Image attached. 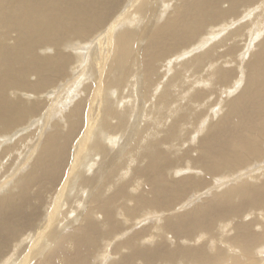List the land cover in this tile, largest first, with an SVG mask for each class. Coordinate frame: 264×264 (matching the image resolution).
I'll return each instance as SVG.
<instances>
[{
    "label": "bare ground",
    "instance_id": "bare-ground-1",
    "mask_svg": "<svg viewBox=\"0 0 264 264\" xmlns=\"http://www.w3.org/2000/svg\"><path fill=\"white\" fill-rule=\"evenodd\" d=\"M0 264H264V0H0Z\"/></svg>",
    "mask_w": 264,
    "mask_h": 264
},
{
    "label": "rangeland",
    "instance_id": "rangeland-1",
    "mask_svg": "<svg viewBox=\"0 0 264 264\" xmlns=\"http://www.w3.org/2000/svg\"><path fill=\"white\" fill-rule=\"evenodd\" d=\"M102 46H103V45H102ZM102 46H101V47H102ZM101 49H102V48H98L97 50H95V51H96V55H97V53H98L97 51H98V50L101 51ZM93 53H94V52H93ZM243 53H245V50L243 51ZM243 53H242V54H243ZM169 60H170V59H169ZM174 60H175V59H174ZM133 89H134V88H133ZM130 125H132V124H130ZM120 141H121V140H120ZM117 144H120V142H118ZM117 144H116V145H117ZM84 157H86V156H84ZM84 157H83V159H84ZM87 157H88V156H87ZM85 159H86V158H85ZM86 160H89V157H88V159H86ZM84 161H85V160H84ZM84 161H82V163H83ZM85 162H86V164L88 163V161H85ZM91 162H92V163H91ZM93 162H94V161H92V160L90 161V163H91L92 165H93ZM82 163H81V165H83ZM81 168H82V169H81L82 171L86 170L85 167H83V166H81Z\"/></svg>",
    "mask_w": 264,
    "mask_h": 264
}]
</instances>
